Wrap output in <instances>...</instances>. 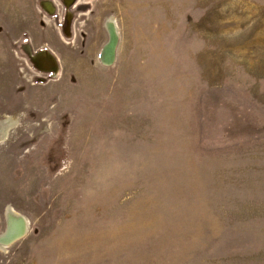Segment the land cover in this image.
Wrapping results in <instances>:
<instances>
[{
  "label": "rangeland",
  "instance_id": "374dc122",
  "mask_svg": "<svg viewBox=\"0 0 264 264\" xmlns=\"http://www.w3.org/2000/svg\"><path fill=\"white\" fill-rule=\"evenodd\" d=\"M7 119L0 264H264V0H0Z\"/></svg>",
  "mask_w": 264,
  "mask_h": 264
},
{
  "label": "bare ground",
  "instance_id": "6f19581e",
  "mask_svg": "<svg viewBox=\"0 0 264 264\" xmlns=\"http://www.w3.org/2000/svg\"><path fill=\"white\" fill-rule=\"evenodd\" d=\"M105 27H107L110 40L102 49L101 59L103 62H105L106 65H108L112 63L114 55H115V49H116L117 40H118V32H117V27L115 23L112 21V19L108 20L107 26L105 25ZM6 121H9V120H6ZM9 218L10 220L8 222V228L6 232L2 236H0V246L11 245L12 243L20 239L26 233V230H27V223L24 218L20 216H13V215H9Z\"/></svg>",
  "mask_w": 264,
  "mask_h": 264
},
{
  "label": "crops",
  "instance_id": "0c3cea01",
  "mask_svg": "<svg viewBox=\"0 0 264 264\" xmlns=\"http://www.w3.org/2000/svg\"><path fill=\"white\" fill-rule=\"evenodd\" d=\"M7 120H9V119H7ZM12 121V122H11ZM14 120H12V119H10L9 121H4V122H2L3 123V126H1V128L0 129H2V131H6L7 130V128H8V130H10L9 129V127L10 126H13V124H14ZM8 124V125H7ZM8 126V127H7ZM6 127V128H5ZM1 138H2V136H1ZM3 139V138H2Z\"/></svg>",
  "mask_w": 264,
  "mask_h": 264
},
{
  "label": "flooded vegetation",
  "instance_id": "af4514ba",
  "mask_svg": "<svg viewBox=\"0 0 264 264\" xmlns=\"http://www.w3.org/2000/svg\"><path fill=\"white\" fill-rule=\"evenodd\" d=\"M5 211H6V210H5ZM4 215H5V214H4ZM4 230H5V229H4ZM4 230H3V231H4ZM1 234H2V232L0 233V235H1ZM3 234H4V233H3ZM3 234H2V235H3Z\"/></svg>",
  "mask_w": 264,
  "mask_h": 264
}]
</instances>
